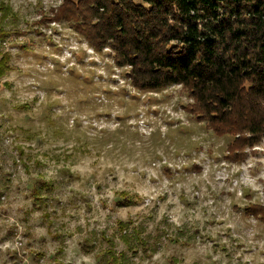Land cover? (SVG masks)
Listing matches in <instances>:
<instances>
[{
    "label": "clouds",
    "instance_id": "1",
    "mask_svg": "<svg viewBox=\"0 0 264 264\" xmlns=\"http://www.w3.org/2000/svg\"><path fill=\"white\" fill-rule=\"evenodd\" d=\"M5 2L33 26L38 25L45 15H60L66 6V0ZM20 28L27 30L23 23ZM40 30L55 40L62 51L43 50V55L58 64L51 60L20 62L23 72L30 73L31 78L16 80L15 75L12 77L19 91V100L39 98L40 103L33 113L34 121L44 106L56 105L54 118L62 119L69 133L89 141L90 154L76 156L67 163L49 159L45 153L73 154L77 143L75 138L67 141L52 139L46 129L40 136V140L45 141L42 146L36 141L5 138L0 156L7 151L15 158L14 144L26 152L31 148L43 167L33 168L28 173L22 167H13L12 159H7L6 166L0 161L4 173H12L10 186L0 180V193H4L0 197L3 201L0 203V264H18L19 260L23 264H32L26 256V245L30 241L23 237V221L30 211L34 236L31 242L35 250L46 251L48 256L62 251L60 264H98L99 249L91 253L84 250L85 242L91 238L89 234L99 236L107 232L111 236L117 219L127 222L130 218L136 226L144 225V238H151L153 243H157L162 232L168 234L159 242L158 250L150 259L145 260L142 250L137 249L140 255L133 264H171L173 258H178L182 264H264V217H257L252 211L253 208L264 209V137L243 145L241 155L244 158L240 163L223 159L218 162L217 157L232 155L228 151L231 143L237 139L252 141L254 134L245 131L235 137L218 136L210 120L197 121L190 111L178 107L179 104L195 107L197 99L194 96L176 97L166 104H155L154 101L163 99L161 93L138 91L124 77L125 73L132 72L131 65L117 67L115 61L105 55L111 53L115 56L110 47L97 52L87 38L66 21L53 22L50 27L41 26ZM54 31L60 35L54 36ZM5 50H8L7 46ZM72 72L90 82L87 94L82 88L73 86ZM53 81L57 92L49 98L45 84ZM182 87L174 86L175 89ZM125 91L130 95L124 96ZM133 97H138V101ZM5 99H11V93L4 91L0 95V101ZM7 115V112H0V117ZM125 118L126 122H122ZM165 121L172 122V126ZM34 126L43 127L39 122ZM178 130L189 136L187 143L192 147L177 146ZM121 132L126 135H119ZM108 137L117 139L100 147V142ZM156 138L162 143H154ZM197 168L202 170L200 174H196ZM65 170L73 177L70 184L67 183L68 177L62 175ZM172 176L187 178L173 180ZM114 177L118 179L114 180ZM35 179L58 188L49 212L55 213L53 231H60L68 237L63 244L51 239L46 225L39 226L42 213L33 211L32 189L29 188ZM118 191L138 194L143 203L109 219L110 211L102 210L101 205L106 202L108 209H112ZM164 195L167 200L162 202L160 197ZM85 199L91 201V213L87 211ZM185 202L194 207H188ZM152 216L154 219L146 220ZM12 228L17 230L16 235L8 239ZM196 229L201 234L190 246L180 247L168 242V238L175 239L182 232L191 233ZM41 238L46 241L43 247L39 244ZM115 250L118 255L124 252L131 258L129 247L122 240L116 241ZM14 254L16 260L11 259Z\"/></svg>",
    "mask_w": 264,
    "mask_h": 264
},
{
    "label": "trees",
    "instance_id": "2",
    "mask_svg": "<svg viewBox=\"0 0 264 264\" xmlns=\"http://www.w3.org/2000/svg\"><path fill=\"white\" fill-rule=\"evenodd\" d=\"M65 21L97 52L110 47L117 67L131 65L125 76L138 91L183 85L185 96L197 99L195 107L183 108L197 121L210 120L218 136L251 131L252 141L237 139L229 145L232 155L226 160L240 163L243 145L264 137V0H66L60 15H45L30 28L41 35L38 27ZM21 22L0 0V83L6 89L9 83L1 80L11 72V55L5 46L25 35ZM117 195L125 207L137 204L136 194ZM33 198L38 206L40 195ZM252 211L264 217V209ZM117 224L116 238L131 255L141 249L143 258H150L168 237L164 231L153 243L144 238L142 226ZM100 240L107 245L99 251L102 264H133L124 252L117 254L113 236L102 233Z\"/></svg>",
    "mask_w": 264,
    "mask_h": 264
},
{
    "label": "rangeland",
    "instance_id": "3",
    "mask_svg": "<svg viewBox=\"0 0 264 264\" xmlns=\"http://www.w3.org/2000/svg\"><path fill=\"white\" fill-rule=\"evenodd\" d=\"M21 16V15H20ZM21 24L23 23L26 26L27 30L25 31V35L22 38L17 39L14 42L8 43L7 49L8 52L11 55V72L4 77L1 82H7L9 83V88L0 87V95L3 94L4 91H7L11 93V99H5L3 101H0V112H7L8 115L4 117H0V150L4 147V140L5 138H13L16 141H24V142H31L36 141L38 146H42V144L45 141L40 140V136L42 132L46 129L48 135L52 139L60 140H70L75 138L77 147L73 150V154H64V155H55L45 153L46 157H48L51 160L56 161L57 163L64 162L67 163L68 161H73L76 156L79 155H88L90 154V148H89V141L82 138L81 136L76 135L75 133H69L65 128V122L60 118H54L55 117V107L56 105L49 103L48 105L44 106L41 115L37 118L36 121L33 120V113L36 110L37 105L40 103L39 98H35L32 100H25L21 102L19 100V91L17 90V86L15 81L12 79V77L15 75L16 80H20L22 78H31L30 73L23 72L22 68L20 67V62H42V61H49L51 60L50 57L43 55L44 49H49L53 53H60L62 50L59 48V46L56 44L55 40L48 37L44 31L40 30V27H38V32H41V35H38L37 32H33V30L30 28V24H28V21L25 18H22L21 16ZM52 24V23H51ZM51 24H49L47 27H50ZM35 29V28H34ZM54 36H59V32H53ZM5 46V47H6ZM24 47V50L20 47ZM15 51V54L13 52ZM103 51V50H102ZM99 51V52H102ZM107 58L112 59L111 53L105 54ZM52 63L58 64L57 61L51 60ZM81 63H83V60L81 59ZM126 73L124 74V77L126 78ZM127 79V78H126ZM71 83L76 88H82L84 91V94H87L89 88H90V82L86 78L80 77L79 73L72 72L71 77ZM112 83H116V81H112ZM175 86V85H174ZM174 86L168 87L164 90L157 91V93H161L163 95L162 100H156L154 101L155 104H166L176 97H184L185 94L181 91V89H175ZM45 89L48 91L49 98L53 94V92H57V87L55 81L51 83L45 84ZM78 95L80 93H77ZM130 95L129 92L125 91L124 96ZM135 101H138V97L132 98ZM123 100H121V103ZM87 107H93L92 105H86ZM134 106V105H132ZM130 106V107H132ZM183 104H179L178 107L183 108ZM82 107H84L82 105ZM154 114L159 115V112H155ZM126 119L122 122H126ZM36 122H39L43 127L42 128H36L34 125ZM169 125V127L172 126V122L165 121ZM79 130V126L77 128V131ZM119 135H126L125 132H121ZM176 136L178 137L177 146L178 147H192L191 144L187 143L189 140V136L185 134L183 131H177ZM117 139V137H108L105 141L100 142L99 146L102 147L106 143L111 142L112 140ZM154 143L157 145L161 144L162 141H160L158 138L154 140ZM12 151L16 153L15 158L11 156L10 153L7 151H4L3 156H0V161H3L6 166L7 159L13 160V167L20 168L22 167L26 172L31 173L33 168L40 169L43 167L41 165L40 161L36 159L35 155L32 154L31 148L26 152L22 147H18L15 144L12 146ZM219 162L221 159L224 161H228L225 159V155L221 157L216 158ZM33 161H35V164H33ZM230 162V161H229ZM189 171V170H186ZM196 174H200L202 172L201 169H195ZM0 180H2L7 185H11L12 181V173H4L3 167H0ZM62 175L68 177L67 183H71L73 180V177L71 176V173L65 170ZM173 180H184L187 177L185 176H172ZM114 180L118 179L116 177L113 178ZM33 184L36 185V187L33 188ZM29 188L32 189L31 193V199L34 200L33 196L35 194L40 195V202L39 205H34L33 201V211L42 213V216L39 221V226H47L49 230V236L53 241H59L63 244L65 239L68 237L61 234L60 231H53V229L56 227V225L53 222V217L55 213L49 212V207L51 202L55 199V195L58 191V188L56 185L52 186H46L44 181L42 179H35L32 183L29 184ZM97 189L100 190V186L97 185ZM121 192V191H118ZM117 192V193H118ZM127 192V191H126ZM117 199L114 201L115 206L112 209H108V205L105 202L101 205L102 210H108L110 211L109 219H111V216L117 215L120 212L127 213L128 211L138 208L141 206L143 201L138 196L137 204L132 207H125L121 205L120 203V197L117 195ZM131 194V193H129ZM4 193H0V197H2ZM138 195V194H136ZM81 199H84L81 197ZM161 201L164 202L167 200V195H164L160 197ZM3 201L0 200V203ZM85 203L87 204V211L88 213H91L93 211L91 207V201L85 199ZM187 203V202H185ZM188 207H194L191 203H187ZM154 219V216L146 218L147 221H151ZM124 220L117 219L116 220V227L112 230L113 238H115V242L118 240L116 238L118 236L119 228H118V222ZM131 222L130 226L135 225L134 221L130 218L128 220ZM127 221V222H128ZM23 224L25 226V232L23 233V237L26 240H29L30 242L26 245V256L32 261V264H41V261H44V264H60L61 257H62V251L58 252L55 256H48L46 251H36L35 245L31 242L34 240L33 236V229L31 227L32 225V211L25 214V219L23 221ZM143 230L145 231L144 225H141ZM16 229L12 228L8 232V239H12L16 235ZM167 233V232H166ZM104 234H107V232H104ZM200 230L196 229L195 231L189 233L188 231L182 232L177 238L171 239L168 238V242L170 244H176L180 247H187L190 246L195 238L199 236ZM90 239L88 240V246L89 243L91 244L90 247L87 249V245L85 246V252H97L101 250V248H104L105 243H103L100 240V237L96 235L95 233H90ZM168 236V234H167ZM167 238V237H166ZM210 239V238H209ZM2 242V241H0ZM46 241L44 238H41L39 241V244L41 247L44 246ZM217 247H219L217 245ZM239 247V246H238ZM226 251V250H225ZM140 255V253H137L136 255H131V261L135 258H137ZM151 258V257H150ZM150 258H144L145 260ZM11 259L16 260L15 254L11 257ZM98 264H102V261L100 259V253L98 254ZM18 264H23L22 260L18 261ZM171 264H182V261L178 258H173L171 261Z\"/></svg>",
    "mask_w": 264,
    "mask_h": 264
}]
</instances>
